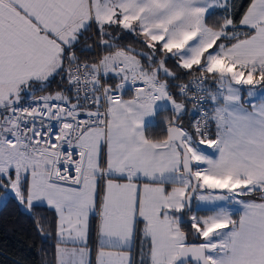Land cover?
Returning a JSON list of instances; mask_svg holds the SVG:
<instances>
[{
    "label": "snow or ice",
    "instance_id": "obj_1",
    "mask_svg": "<svg viewBox=\"0 0 264 264\" xmlns=\"http://www.w3.org/2000/svg\"><path fill=\"white\" fill-rule=\"evenodd\" d=\"M214 8L226 14L210 26ZM228 8L229 0H0V198L55 209L56 264H90L97 206V264H264V0H251L239 24ZM93 23L99 45L115 51L89 64L74 49ZM113 25L135 31L150 51L105 39ZM169 56L198 72L176 93ZM101 71L119 82L102 84ZM56 75L67 77L75 103L61 91L35 96ZM125 90H134L130 99ZM169 110L166 135L146 136ZM188 111L201 114L185 128ZM46 120L57 122L54 139ZM193 199L209 212L188 217L199 243L182 230ZM229 205L239 206L238 219ZM69 242L85 247H62Z\"/></svg>",
    "mask_w": 264,
    "mask_h": 264
},
{
    "label": "trees",
    "instance_id": "obj_2",
    "mask_svg": "<svg viewBox=\"0 0 264 264\" xmlns=\"http://www.w3.org/2000/svg\"><path fill=\"white\" fill-rule=\"evenodd\" d=\"M250 2L251 0H229L228 14L231 15L236 24H239V20L242 18ZM211 13L212 14L209 15L207 19L211 25H214L217 19L226 14L225 11H214ZM111 28L110 32L112 33V37H105V39H110L117 47L125 49L131 47L135 49L136 52L150 51L143 42L144 38L138 36L135 31L122 29L117 26H112ZM237 30L243 33L246 31V28L240 27ZM86 37L87 39H85ZM241 37H243V35ZM99 40L100 36L96 25L92 24L88 31L81 36L80 42L75 46L74 50L79 59L93 61L95 49L98 54L102 51L114 50V48L108 49L101 47L99 45ZM221 42L226 43L227 41ZM85 45H91L90 50H82ZM161 55L160 52L156 53L157 62L160 60ZM137 58L147 67V60L144 57L138 56ZM166 66L176 73L175 79H169L170 91L173 93L178 92L175 87L178 80L184 78L187 74L190 75L194 73V71L180 69L177 66L176 58L171 56L166 60ZM111 75L108 74L104 79L107 83L114 85L110 79ZM161 79H164V77L161 76ZM42 91H61L65 95L71 96L66 76L63 79L60 75L51 78L48 86ZM38 92H40V90L36 91V93ZM123 96H130V91L125 90ZM162 112L163 111L158 112L153 125L146 128L145 133L149 138L156 139L165 136L163 130L165 123L162 120L164 116ZM187 117V114H184L179 121L183 123L185 128H189L192 123V113L189 121H186ZM210 127L212 131V124ZM3 191L4 190L0 188V193ZM198 212L202 213L206 211L200 210ZM188 217L189 212H186L184 214L186 223L182 224V230L188 234L189 242H200V239H197L191 231V224L187 222ZM54 229L55 212L52 208L45 204L34 202L33 207L29 210L26 204L21 205L14 198V194L9 193L5 195L4 199L0 202V264H55V248L57 241L54 237ZM135 245V261L138 262L141 248L139 229H137ZM147 250L148 248L146 249L145 246V252H147Z\"/></svg>",
    "mask_w": 264,
    "mask_h": 264
},
{
    "label": "crops",
    "instance_id": "obj_3",
    "mask_svg": "<svg viewBox=\"0 0 264 264\" xmlns=\"http://www.w3.org/2000/svg\"><path fill=\"white\" fill-rule=\"evenodd\" d=\"M251 3V2H250ZM250 3H249V5H250ZM248 5V6H249ZM248 8V7H247ZM247 8H246V10H247ZM246 10H245V12H246ZM244 12V13H245ZM244 15V14H243ZM242 15V16H243ZM94 25H95V23H93ZM241 27H243V26H241ZM241 38H243V37H241ZM234 42V41H233ZM66 67H67V65H66ZM112 74V75H111ZM109 75H111V77H110V79H111V81H112V83L113 84H115V83H118L119 82V80H118V78H116L115 76H114V74L113 73H109ZM116 81V82H115ZM55 92H49V91H40V92H38V93H36L35 92V96H43V95H49V94H54ZM247 94V92H246V90L244 91V95H246ZM131 97L130 96H123V99H130ZM179 99V98H178ZM257 102H258V100H257ZM171 112H170V110L169 111H163L162 112V114L164 115L163 116V118H162V120L164 121L165 120V118L166 117H168V116H170L171 114H170ZM191 113H192V111H191ZM191 117V116H190ZM155 119H156V117H155ZM214 132H215V124H214V122L212 123V133H213V137H214ZM145 135L147 136V134L145 133ZM161 138H163V137H161ZM161 138H156V139H161ZM203 147H205V149H206V151H208V153L211 155L212 154V150L211 149H207V147L206 146H203ZM103 152H102V156H101V159H102V161H104V160H106V159H103ZM121 182H123V181H121ZM144 182H146V181H144V180H141V181H139V183H144ZM103 183H104V181L103 180H101L100 181V185H101V188L103 187ZM171 185H169L168 186V188H169V190L171 189ZM25 195H26V192H25ZM258 195L259 194H255V195H253V196H251V197H245V199H258ZM5 196V195H4ZM99 196H102V191L100 192V194H99ZM99 196H98V200H99ZM38 203H42V204H45V205H47V202L46 201H44V202H38ZM99 203V202H98ZM192 204H194V199H193V202H192ZM48 206V205H47ZM49 207V206H48ZM51 208V207H50ZM53 210H54V212H55V209L54 208H52ZM195 211V212H198V211H200V210H202V206L200 205V207H196V209H194V207H193V209H192V211ZM234 213H235V215H234V218L235 219H238L239 218V206H237L235 209H233L232 210ZM98 212H99V210H98V206H97V208H96V211H95V213H93V214H90V216H89V231H88V239H87V245H86V247H87V249L89 250V256H88V259H89V261H90V264H97V253H98V251H99V248H100V246H99V238H98V223H99V216H98ZM57 220H58V217H57V214H56V212H55V229H54V237H55V239H56V241H57V235H56V228H57ZM142 223V222H141ZM137 229H139V224L137 225ZM56 244H57V242H56ZM62 247H67V248H69V249H71V248H81V247H85V245L84 244H73V243H71V242H69V243H67L66 245H62ZM135 247H136V245H135V240H134V242H133V258H134V260L136 259L135 258ZM105 251H115V252H118V251H127V249H119V248H110V249H105ZM55 257H56V248H55ZM55 264H56V260H55Z\"/></svg>",
    "mask_w": 264,
    "mask_h": 264
},
{
    "label": "built area",
    "instance_id": "obj_4",
    "mask_svg": "<svg viewBox=\"0 0 264 264\" xmlns=\"http://www.w3.org/2000/svg\"><path fill=\"white\" fill-rule=\"evenodd\" d=\"M100 59V56L99 54L97 53L96 49H95V56H94V60L93 61H85V60H82L80 59V62H87L89 64H92V63H95L97 62L98 60ZM194 76L196 75H193V76H190L188 79H186L183 83H187L190 79H192ZM100 77H101V83L102 84H109L105 81V75L103 74V71H101L100 73ZM137 86H142V84L138 81L137 82ZM130 91V97H132V95L134 94V90H129ZM71 92V91H70ZM71 97H72V103H75L76 100H75V94L74 92H71ZM39 97V96H37ZM55 102V101H53ZM190 102V101H189ZM190 104L192 105V102H190ZM26 106V105H25ZM92 110H95V107L93 106ZM100 111L103 112L104 111V106H103V101H102V107L100 108ZM201 113H197V112H192V123L198 118V116L200 115ZM80 119H86L87 117L84 116V115H81L79 117ZM46 123H50L52 128H53V139H54V136H55V133L58 131V126H57V122L55 120H52V121H45ZM31 126V125H29ZM37 127H39V124H37ZM64 150L66 151L67 150V146L65 145L64 146ZM75 159H78V156L74 157ZM61 168L63 167V165H59ZM70 168H72V166L70 165L69 166ZM71 175H75V172H74V168H72V171L70 172Z\"/></svg>",
    "mask_w": 264,
    "mask_h": 264
},
{
    "label": "rangeland",
    "instance_id": "obj_5",
    "mask_svg": "<svg viewBox=\"0 0 264 264\" xmlns=\"http://www.w3.org/2000/svg\"><path fill=\"white\" fill-rule=\"evenodd\" d=\"M211 12H214V11H224L223 9H221V8H214V9H212V10H210ZM222 17V16H221ZM218 18V17H217ZM218 20V19H217ZM210 26H212L209 22H208V20L206 21ZM215 24V23H214ZM113 26H116V25H113ZM118 27V26H117ZM119 28H121V27H119ZM112 28H110V29H108V31H110ZM114 29V28H113ZM229 31H231V30H229ZM112 51H115V49L114 50H112ZM111 51H102L100 54H99V56H100V58L102 57V56H104V55H107V54H109ZM134 54V53H133ZM193 75H198V72L196 71H194V73H192V74H187V75H185V77L184 78H182V79H180V80H178L177 81V84H181V83H183L186 79H188L190 76H193ZM189 76V77H188ZM176 84V85H177ZM177 91H178V88H177ZM44 96V95H43ZM187 108L188 109H191L192 108V105L190 104V102H188L187 103ZM171 114V113H170ZM185 114H187V120L186 121H189V119H190V116H191V111H188V112H186ZM103 159H106V146H105V148L103 149ZM12 175H13V178L15 177V173H14V171H13V173H12ZM4 197L5 196H2V198H0V202L4 199ZM98 202H99V200H98ZM99 204V203H98ZM193 207H194V209H196V207H200V202H198V201H196L195 199H194V204H193ZM229 207L233 210V209H235L237 206H233V205H229ZM98 210H99V207H98ZM192 214H196V215H199V216H203V215H208L209 214V212H202V213H199V212H195L194 210L191 212V213H189V216H191ZM143 228V223H140L139 224V235H141V232H140V230ZM146 246V249L148 248V245H145Z\"/></svg>",
    "mask_w": 264,
    "mask_h": 264
},
{
    "label": "water",
    "instance_id": "obj_6",
    "mask_svg": "<svg viewBox=\"0 0 264 264\" xmlns=\"http://www.w3.org/2000/svg\"><path fill=\"white\" fill-rule=\"evenodd\" d=\"M163 130H164V132H165V135H166V125H165V126H163ZM189 243H199V242H189Z\"/></svg>",
    "mask_w": 264,
    "mask_h": 264
}]
</instances>
